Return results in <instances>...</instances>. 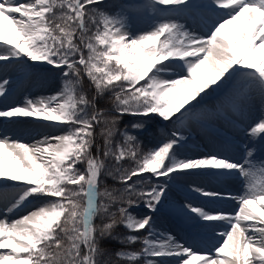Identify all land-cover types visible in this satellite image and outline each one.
<instances>
[{
	"label": "snow or ice",
	"instance_id": "1",
	"mask_svg": "<svg viewBox=\"0 0 264 264\" xmlns=\"http://www.w3.org/2000/svg\"><path fill=\"white\" fill-rule=\"evenodd\" d=\"M107 7V0H0V68L47 65L64 82L50 96L0 107V121L34 118L52 127L67 126L61 134L31 145L0 135V264H99L101 240L115 239L118 223L129 232H146L142 240L128 235L122 241L141 242L140 251L116 253L134 264H264V183L255 181L257 171L264 175V159L256 158L255 144H242L241 160L211 153L192 157L181 151L186 122H211L228 108L245 115L241 101L247 97L230 87L234 80L244 81L264 102V0H146L142 7L151 13V27L141 32L131 30L130 16L101 10ZM129 8L139 11L125 6ZM173 17H188L207 31L200 34ZM84 76L95 88L91 99L76 87ZM10 92L11 80L0 79V101ZM109 93L111 119L96 104ZM213 97L214 106L207 107L205 101ZM126 115H157L173 130L141 155L138 136L145 126L140 120L131 125L136 135L125 127L120 132L124 146H113L120 131L116 125ZM98 127L104 137L103 157L114 159V170L90 151ZM240 131L264 142V116ZM127 159L136 166L122 170ZM105 173L126 185L129 198L127 207L119 208L120 220L113 213L98 228L94 218L109 211L105 199H117L100 191ZM145 173L158 182L138 191L129 182L133 177L143 181ZM181 176L244 185V192L233 196L193 183L189 191L206 204L186 201L176 208L194 228L220 238L214 255L198 251L195 236L189 243L155 229L153 214L165 207L171 185ZM49 197L57 199L18 219L8 218L27 207L30 198ZM229 199L238 202L234 214L207 207ZM141 202L148 214L137 217L129 209ZM220 222L227 223V231L216 230Z\"/></svg>",
	"mask_w": 264,
	"mask_h": 264
},
{
	"label": "rangeland",
	"instance_id": "2",
	"mask_svg": "<svg viewBox=\"0 0 264 264\" xmlns=\"http://www.w3.org/2000/svg\"><path fill=\"white\" fill-rule=\"evenodd\" d=\"M146 2V0H107V4L109 5V7L107 8H102V11H105L107 14L109 15H127L131 17V30L133 32H141V31H147L150 29L151 27V21L148 19V17L151 15L150 12H148L146 9H144L142 7V5ZM125 6H134V7H139V11H132L130 8L128 10H125ZM174 19H176V21L178 23L181 24H185L186 26L192 28L193 30L197 31L200 34H204L207 29L203 28L204 26L199 23L196 22L194 23L192 19L188 18V17H173ZM208 19H215V17H206ZM87 56V53H85ZM4 62H0V64H3ZM2 78H8V79H17L15 81H11V85H14L16 83H20L21 85V89L18 92H22L25 96L29 97V93L31 91H33L35 93L36 98H40V97H47L50 96L54 93H57L59 91H61L64 88V82L61 79V75L60 72L56 69L51 68V66H47L44 65L41 68H37L32 66L30 63L27 67L22 66V65H17V64H11L9 65V67H7L6 69L4 68H0V79ZM230 87H234L236 88L242 96H246L247 100H242V104L244 106L245 109V115L241 116L239 115L237 112L232 111L231 108H228L225 110L226 117L229 119H233L235 118L237 121L239 122H247L249 126H251L252 124L258 122L262 116H264V111H262V109H264V102L261 101V98L259 96V94L253 90L250 89L246 83L242 80H234L232 85H230ZM17 95V94H16ZM16 95L14 94L13 96H9L7 98V100L4 101H0V107H5L8 105L13 104V100L16 97ZM216 98H208L205 101V105L207 107H213L215 104ZM128 116V120L125 121L127 128L131 131V133L133 135H136L137 132L136 130L131 129V125L134 123H137L140 120H143L144 122V131L139 133V141L141 143V137L142 135H146L147 136V140L148 142L152 143V148L155 146H158L162 140L166 137L164 134H162L161 132L163 131V133H165V127L163 128L161 125H159L158 130L157 131L155 129H152L151 125L148 124V117H135V116H131V115H127ZM155 115H150L149 117H153L154 118ZM216 119V118H215ZM214 119V120H215ZM213 121V120H212ZM42 123L41 127L38 123ZM194 121H189L186 122V124L183 126V128L181 129L183 132L188 130V127L190 125L193 124ZM22 124L23 126H31L32 124H34L35 126H38L39 129L32 132L31 134V139L26 142L27 144L31 145L33 144L34 141L41 139L44 136H51V135H59L61 134V131L63 129V131L67 130V126H61V127H52L48 124V122H45L43 120H37L34 118H21L19 120H17L16 122H8V121H3V124H0V126H3L4 128H13V126H15L14 124ZM206 123H210L208 121H204V122H200V124L205 125ZM200 124L198 125H194V128L201 126ZM221 124L223 125L224 128H226V130L228 132L231 131H235L233 129H236L237 126H235L233 123L230 122H226L224 124L223 121H221ZM32 131V128H30ZM14 133L12 132H3V134H6L8 136H10L12 139L14 140H18V141H24V139L22 138V135H20L19 133H17V131L19 130H14ZM184 134V133H183ZM219 137H213L211 139V141L209 142V147H213L214 144H217L218 142H221V138L224 139V137H222L221 135H218ZM242 144L244 143H248V142H252L255 144L256 146V158L257 159H264V142H260L259 138H250L247 137L245 135L240 136ZM25 143V142H24ZM124 146V137H123V145ZM241 148V153L239 155V158H243V149ZM196 152H194V155H196L197 150H195ZM199 151V150H198ZM5 163L7 166L11 167L12 163L11 160L9 158H5ZM79 167L81 169H83L85 167V165L81 164L79 165ZM163 178H161L162 180ZM136 186H142V190L146 189L150 184H155L158 181L155 180V178H151V174L149 173H145L144 174V178L143 181H141L140 179L136 180ZM141 181V182H140ZM255 181L258 183H264V175L260 174L259 171H257V174L255 176ZM205 182L203 177H198V176H181L175 183H173L170 187V190L168 192V200L165 201V207L161 209L160 212L153 214V224L155 225V223L160 222L159 225H161L163 234H171L173 235L178 241H188L189 243H193V237L195 232H197V229L194 228L192 226V222L185 219L183 216L179 215V217H175L173 216L172 219L171 217L169 218H163L162 220L159 219L160 216L170 213L172 214L173 212H177L176 208L179 206H182L186 201H191L193 204L199 206V205H203L199 202H197V199L194 197H190L187 196L186 199L181 198L180 195L177 194L176 190V186L177 187H187V189L189 190V186L191 184H196V185H200V183ZM230 183V184H229ZM184 185V186H181ZM217 188L218 189H223L226 190L225 192H229L230 188L232 186L236 187L238 191H240V193L242 194L245 190L244 185L241 181L236 180L235 182L231 183L230 181H227L225 183H216ZM68 187H73V186H68ZM204 187V186H203ZM186 189V190H187ZM190 192V191H189ZM57 198L54 197H49L46 200H41L39 199L38 201H34V202H30L28 207L33 206V207H40L43 204L48 203L49 201L55 200ZM181 199V200H180ZM177 201H180V203L178 204ZM83 203V200H81V204ZM108 204V203H107ZM219 205V202L217 203ZM213 205V204H212ZM212 205H207V206H212ZM26 208V207H24ZM24 208H22L21 210H23ZM139 209V213L135 212V208H131L129 209L133 214H135L137 217H142L143 215L148 214V210L146 208L143 207V203L141 202L140 207H138ZM19 210V211H21ZM216 210H220L219 208ZM17 211V212H19ZM229 213H235V211H233L231 208H229ZM16 212V213H17ZM28 213H26L25 215H27ZM159 220V221H158ZM221 223H219L218 227H221ZM264 226V225H261ZM216 230H221L219 228H217ZM223 231V230H222ZM129 232V230H128ZM137 232H129L128 235H137ZM142 240V239H141ZM215 242L212 241L213 243V247L217 246L219 243H221V240H219V238H214ZM206 241V240H205ZM205 241H202L203 244H205V246L207 247V244L205 243ZM217 242V243H216ZM137 247H140V250L142 248V243L141 242H137ZM0 251H4V250H0ZM119 252H127V251H119ZM131 252V251H128ZM214 255V254H213ZM121 258V257H120Z\"/></svg>",
	"mask_w": 264,
	"mask_h": 264
},
{
	"label": "trees",
	"instance_id": "3",
	"mask_svg": "<svg viewBox=\"0 0 264 264\" xmlns=\"http://www.w3.org/2000/svg\"><path fill=\"white\" fill-rule=\"evenodd\" d=\"M81 92H83L85 95L88 96L89 99L92 98V96L95 94V88L92 85L90 80H86L85 77H82L81 79ZM143 83V82H141ZM111 94H106L103 97L97 98L96 104L97 108L104 109V115L111 119L112 115L114 114L112 111L111 101L109 97ZM91 112V109H89ZM124 119L125 116L120 118V121L117 123L116 127L117 129H122L124 127ZM159 121H162L161 118H159ZM165 122V121H162ZM97 135L94 141V144L91 148V153L93 156L100 155L101 159H103L106 169L108 170H114L115 167V161L114 159H108L103 157V151H104V137L100 134V128L98 127L96 129ZM119 131L114 135L113 137V146L119 144ZM99 150V151H98ZM136 166V163H126V165L122 168V170L131 169ZM126 185H122L121 182H119V179H114L112 176L107 175L105 173L102 176L101 183H100V191L103 192L105 190L112 192L113 196L117 197L114 201H109L105 199V203H108L109 211L108 214L101 217L100 215H97L94 223L99 228L102 227L104 223L109 222L110 219H112V214L115 213V219L120 220L119 213L116 209L117 205H126L127 204V194L124 192ZM123 194V196H122ZM113 236L116 238L113 239L111 237L107 239L101 240L100 247L102 249V252L97 256V260L99 261V264H134V262H128L126 260H123L119 258L116 253L120 250H127V249H133L138 250L137 247H130L131 244L122 242L125 239L126 232L123 228L120 227V223H118L112 233ZM141 264V261H140Z\"/></svg>",
	"mask_w": 264,
	"mask_h": 264
},
{
	"label": "bare ground",
	"instance_id": "4",
	"mask_svg": "<svg viewBox=\"0 0 264 264\" xmlns=\"http://www.w3.org/2000/svg\"><path fill=\"white\" fill-rule=\"evenodd\" d=\"M29 97L30 98L31 97H35V93H30L29 94ZM23 102H24V99H17L15 101V104H22ZM15 104H13V105H15ZM38 124L41 127V124L42 123L39 122ZM14 125L15 126H13V128L19 130V133L22 135V138L24 139L25 143L28 142L31 139L30 136H31L32 132H34V131H36V130L39 129V127L38 126H35L34 124H32L31 126H23L22 124H19V123L14 124ZM194 125H196V123H193L192 125H190L188 127L187 132L190 133V136H188V139L186 141V144L183 145L184 146V149H181V151L183 153L194 154V151H193L194 148H198V145L200 144L201 141H204L205 142V141L208 140V138H206L208 136H201V137H199V134L196 132V129L194 130ZM30 128H32V131H31ZM1 129L2 128H0V130ZM209 129L211 130L212 134H215L217 136L218 130H219V129H217V127H215L212 124H210L209 125ZM234 149H235V147H229L226 144H222V143L220 144L218 142L217 144H214L213 147L211 148V151H213V153H211V154H217V155H220V156H227L228 158L232 159V155H233L234 152H231V151L234 150ZM206 154H208V153H206ZM202 155H204V154H202ZM191 156H193V155H191ZM210 183L211 182H209V181L207 182V184H210ZM208 187L211 188L212 185L210 184ZM185 193H189V192L185 191ZM238 193H239V191H236V188L234 186H232L231 194L233 196H238ZM230 202H231L230 205L233 208H235V210H237L238 209V202L236 200H234V199H230L229 201L225 200V204L226 203L228 204ZM177 203H178V201H177ZM0 207H2V204H0ZM36 208H38V207H33V206L32 207H26L23 210V213L24 212L25 213H29L30 211H33ZM211 208H213V207H211ZM135 212L136 213L139 212V209L135 210ZM173 214H174V216L179 215L177 212H173ZM165 215L160 216L159 219L160 220L163 219ZM166 216L168 217V215H166ZM159 224H160V222H159ZM159 224L158 223H155V229H156V231L158 233H163L162 228H161V226ZM204 234H205V232L204 233L202 232L201 233V236H199V238L205 237ZM213 236H215V235H213ZM200 241L201 240H198L197 239V242L195 243L194 246L197 247V248L200 247ZM202 252H204V250Z\"/></svg>",
	"mask_w": 264,
	"mask_h": 264
}]
</instances>
